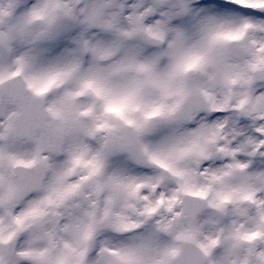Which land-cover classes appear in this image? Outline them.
Returning <instances> with one entry per match:
<instances>
[{
	"label": "clouds",
	"instance_id": "9594fccd",
	"mask_svg": "<svg viewBox=\"0 0 264 264\" xmlns=\"http://www.w3.org/2000/svg\"><path fill=\"white\" fill-rule=\"evenodd\" d=\"M0 264H264V0H0Z\"/></svg>",
	"mask_w": 264,
	"mask_h": 264
}]
</instances>
